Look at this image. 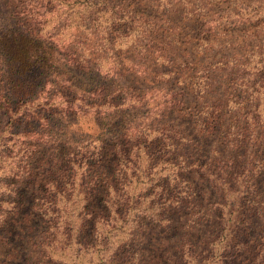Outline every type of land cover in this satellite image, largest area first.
<instances>
[{
	"label": "trees",
	"instance_id": "trees-1",
	"mask_svg": "<svg viewBox=\"0 0 264 264\" xmlns=\"http://www.w3.org/2000/svg\"><path fill=\"white\" fill-rule=\"evenodd\" d=\"M142 3L155 14L115 0H0V254L5 235L33 215L53 238L39 264L66 262L73 245L101 264H141L130 248L139 221L124 229V217L146 211L168 223L164 209L186 203L202 214L192 229L207 228L187 264H242L238 254L264 264V38L250 25L264 0ZM198 19L196 43L181 39ZM245 23L240 37L229 28ZM81 117L93 133L81 132ZM144 175L162 202L129 195ZM117 231L126 237L110 250ZM162 256L178 264L181 252Z\"/></svg>",
	"mask_w": 264,
	"mask_h": 264
},
{
	"label": "rangeland",
	"instance_id": "rangeland-1",
	"mask_svg": "<svg viewBox=\"0 0 264 264\" xmlns=\"http://www.w3.org/2000/svg\"><path fill=\"white\" fill-rule=\"evenodd\" d=\"M115 1L123 2L124 4H129V5L133 4L134 7L138 9V11H144L146 15L155 14L154 13L155 9H153L150 5L147 6L145 3H142L144 6H139L137 5V0H115ZM262 13L264 14V12ZM157 14L160 15V11H158ZM179 15H180V11L179 14L175 16L176 20L180 18ZM260 20H264V17H260L259 21H257V19H251L250 25L254 30L260 31V33L263 35L262 37L264 38V22H261ZM185 24L188 25V27L184 29L183 34L180 36L181 39L185 38L184 33H190L192 39H195L194 43H196L195 42L196 39H198L202 34V31L205 30V27L202 26L203 20L198 19V21L195 23L193 21H190V22H185ZM245 24H238V25L231 24L229 28H232V31L235 34L241 33L239 35L240 37L242 34L245 33L243 32L244 31L243 28L247 27L248 26L247 24L249 23H245ZM133 80L134 78L129 79L127 80V83H130ZM153 83L154 82L151 83L139 82L137 85L143 87L145 86L150 87L152 85L162 86V83H158V82H155L154 84ZM163 84L166 87H170V86L175 87L176 85L173 78L170 81L164 82ZM260 100H261V105L264 107V95H261ZM262 116L264 117V110ZM78 125L81 129V132H84L83 134L88 135L94 132V126L91 120L88 119L87 117H81L79 119ZM218 140H216V138L211 139V141L205 144L206 151L205 152L201 151L199 152L198 155L202 156L203 160L210 159L209 157H207L211 153L210 148L213 145L219 144ZM203 153L206 156H204ZM196 158L198 159V161H202L198 157ZM147 170H153L152 173L157 172L156 174H154V179L155 177L163 178L164 176L163 174L160 175L159 177V173H158L159 167L151 166L148 167ZM193 177L196 179V181H198L199 185L207 189L208 183L205 180L199 178L197 174H193ZM146 178L147 176L144 175L141 178L143 180V183L136 184L135 182L134 183L132 182V184L128 188L130 196H142L143 194V197L145 199L137 200L143 202L144 203L143 205H146L147 202H150L151 199H153L154 202H156L160 197L158 194L159 193L158 188L151 187L155 183L153 181L147 182ZM261 178L256 179L254 181V184L259 185L260 181H262ZM262 185L264 186V177H263ZM139 188L142 189L141 192L138 191ZM182 194L184 195V193ZM208 198L209 201L210 200L212 201V199H216L215 196H211V195H209ZM261 199H264V197ZM159 200H160L159 203L163 201V199L160 198ZM97 201L98 198L96 197V203ZM183 205H184L183 209H177V210L164 209L163 212L165 213L164 215L169 220L168 223H159L154 219L148 218V215H145L146 211L145 213L140 211H129L127 215L124 217L126 219V223L124 224V229H128L129 227H134L136 223L139 221L138 228H136V230L134 229L135 236L130 242V248L133 251H135L137 255L140 256V258L142 259L141 264H156V262L158 264H163L162 262L160 263L158 262L159 260L161 261V257H159V255L163 253L162 257L174 256V259H176L180 252H181V258L178 260L177 263L187 264L186 258L184 257L185 252L188 253L194 251L195 253L200 254L199 253L201 250L200 248L202 247L200 246V241L203 238L201 240L199 239L204 235L207 229L206 225L200 224L195 229H192L191 227L192 220L195 219L196 217H202V214L195 213L197 210H190L191 206L186 203H184ZM202 210L204 213L208 212L206 211V207H203ZM102 213H106V210H103ZM30 218H31V221L29 222L30 225L28 223L26 224L24 221H21L20 224H18L15 227L13 233L5 235L6 242H4V246L3 248H1L2 249L1 252L2 254H0L1 261L4 260V256L7 254H11L12 257L11 259L13 260L9 262V264H39L40 262L46 260L45 258L41 259V257L45 255L43 243L53 240L52 231H49L46 222L42 223L41 220H38L39 219L38 217H34L33 215H31ZM91 231H92V227L89 225V227L86 228L87 235H90ZM115 233L117 235L109 239L110 240L109 242L113 244V246L112 245L109 246L110 250L112 249V247H115L120 240L126 237L125 231H117ZM1 238L2 236L0 237V244H2ZM159 244L163 245L164 247V249L161 250L162 251L161 253L159 249H157V246H159ZM66 250L67 252L65 251V255L67 254V257L66 259H64V261L66 262L63 261L64 263L62 264H66V263L68 264L70 262H73L74 264H101L99 263L97 253H93L92 255L85 253L84 254L77 253V247H75V245H73L72 248H68ZM238 257L236 262L242 261L243 264L245 255L238 254ZM152 258L157 259L156 262H149L150 259ZM58 262H62V261L61 260L54 261L53 259L52 261H50L49 264H56Z\"/></svg>",
	"mask_w": 264,
	"mask_h": 264
}]
</instances>
